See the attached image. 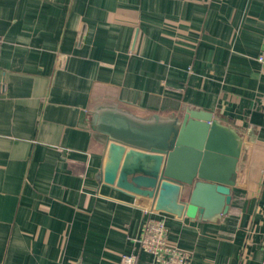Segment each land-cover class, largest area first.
I'll return each mask as SVG.
<instances>
[{
    "label": "crops",
    "instance_id": "0c3cea01",
    "mask_svg": "<svg viewBox=\"0 0 264 264\" xmlns=\"http://www.w3.org/2000/svg\"><path fill=\"white\" fill-rule=\"evenodd\" d=\"M263 48L264 0H0V264H150L93 116L189 107L246 141L245 186L217 222L151 218L189 264H264Z\"/></svg>",
    "mask_w": 264,
    "mask_h": 264
},
{
    "label": "water",
    "instance_id": "95a60500",
    "mask_svg": "<svg viewBox=\"0 0 264 264\" xmlns=\"http://www.w3.org/2000/svg\"><path fill=\"white\" fill-rule=\"evenodd\" d=\"M139 121L115 110L93 116L106 142L100 183L146 198L156 211L217 222L244 187L246 141L209 112L189 107L172 119Z\"/></svg>",
    "mask_w": 264,
    "mask_h": 264
},
{
    "label": "built area",
    "instance_id": "2783aa9c",
    "mask_svg": "<svg viewBox=\"0 0 264 264\" xmlns=\"http://www.w3.org/2000/svg\"><path fill=\"white\" fill-rule=\"evenodd\" d=\"M209 3L213 0H202ZM257 63L264 70V48L256 57ZM151 201V200H150ZM148 215L142 229L141 237L138 240L140 248L151 257L150 264H189L188 255L169 243L168 230L163 219L151 218L157 213L151 201L143 207ZM119 264H136L134 255H122Z\"/></svg>",
    "mask_w": 264,
    "mask_h": 264
}]
</instances>
